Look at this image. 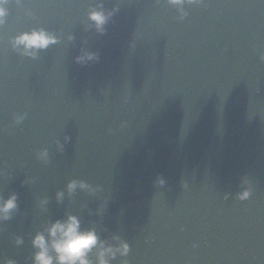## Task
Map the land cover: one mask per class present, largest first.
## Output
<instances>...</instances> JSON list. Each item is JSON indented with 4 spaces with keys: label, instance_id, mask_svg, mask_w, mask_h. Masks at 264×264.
Wrapping results in <instances>:
<instances>
[{
    "label": "water",
    "instance_id": "1",
    "mask_svg": "<svg viewBox=\"0 0 264 264\" xmlns=\"http://www.w3.org/2000/svg\"><path fill=\"white\" fill-rule=\"evenodd\" d=\"M5 8L0 264H34L33 237L68 215L128 244L109 264H264V0ZM91 11L112 13L102 33ZM34 30L57 42L29 56L14 38Z\"/></svg>",
    "mask_w": 264,
    "mask_h": 264
},
{
    "label": "clouds",
    "instance_id": "2",
    "mask_svg": "<svg viewBox=\"0 0 264 264\" xmlns=\"http://www.w3.org/2000/svg\"><path fill=\"white\" fill-rule=\"evenodd\" d=\"M171 4L180 5L182 0H169ZM191 2V0H189ZM7 0H0V24L4 23L3 18L7 15V9L5 4ZM112 13L105 14L102 11H91L88 14V18L92 21L99 32H103V25L106 23L109 16ZM56 37L46 33L43 30H34L31 33H21L14 38V45H23L25 54L29 56H35V51H29V49H44L49 44L56 43ZM95 59V54L85 53L82 56H78L76 61L81 63L85 60ZM41 158L46 157V150H42L39 154ZM158 183H163L162 180H158ZM77 187L81 189H88L90 186L83 181L72 180L66 185V190L71 193ZM57 199L59 200L63 193L58 192ZM249 196L247 191L238 195V198L245 199ZM16 194L13 193L8 198L4 199L0 197V220H7L10 218L12 210L16 205ZM48 234V240L42 233H37L32 240L33 247L37 249L34 253V264H53L55 260L56 264H91L88 260V254L99 245L96 256L97 264H109L110 259H115L117 253L121 256L127 255L129 251L128 244L121 241L118 246L111 244H105L104 241H99L94 230L83 231L80 229V221L73 215H68L65 220H56L51 223L46 229ZM118 239V237H113ZM19 239L17 243H19ZM55 254H49V250ZM4 264H14L13 261H6Z\"/></svg>",
    "mask_w": 264,
    "mask_h": 264
}]
</instances>
